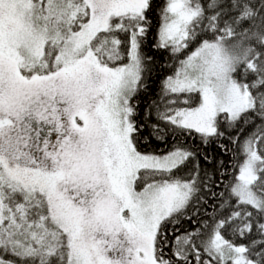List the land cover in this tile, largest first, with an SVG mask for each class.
<instances>
[{"label": "snow or ice", "instance_id": "obj_1", "mask_svg": "<svg viewBox=\"0 0 264 264\" xmlns=\"http://www.w3.org/2000/svg\"><path fill=\"white\" fill-rule=\"evenodd\" d=\"M0 264H264V0H0Z\"/></svg>", "mask_w": 264, "mask_h": 264}, {"label": "trees", "instance_id": "obj_2", "mask_svg": "<svg viewBox=\"0 0 264 264\" xmlns=\"http://www.w3.org/2000/svg\"><path fill=\"white\" fill-rule=\"evenodd\" d=\"M157 2H161V0H157ZM160 23V16H159V9H157L156 13L152 17V25H153V32L155 33L157 30V26ZM157 63L161 65L164 68V71H157L152 75L151 81H150V88L151 92L148 96V100L155 99L157 97V94L160 90V82L166 76L169 74V65L172 63L171 60H169L168 56L165 54L163 56L158 55L157 56ZM171 140L169 141V145H171ZM188 144L191 146H200L199 140H197L194 137H190L188 139ZM152 147H155L158 151H165L166 146L164 143L160 141H156L153 139L152 141ZM230 148H233V151L231 152H222L215 144H212L210 146L204 147L200 146L201 155L206 153L209 157L208 163H205L202 159L200 160V165L202 170H206L209 174V176H214L216 179H219L220 173L224 172L225 169L228 172H232L233 166L237 163V155L235 152V148L232 145H229ZM151 150V149H150ZM221 162H223L224 167L222 168ZM210 198V197H209ZM197 209H199V215L196 214ZM214 213L212 212V205L209 204L207 209L199 207V205L194 206L192 209L189 210V215H192L194 217V220H200L203 216H211ZM187 219V218H185ZM183 227L185 229L195 228L196 224H189L187 222L183 223Z\"/></svg>", "mask_w": 264, "mask_h": 264}]
</instances>
